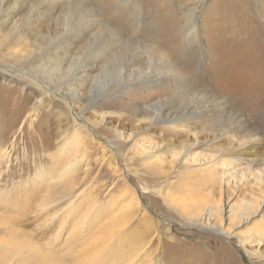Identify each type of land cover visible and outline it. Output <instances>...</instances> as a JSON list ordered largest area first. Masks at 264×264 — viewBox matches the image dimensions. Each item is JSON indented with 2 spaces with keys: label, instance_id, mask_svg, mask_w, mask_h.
<instances>
[{
  "label": "rangeland",
  "instance_id": "374dc122",
  "mask_svg": "<svg viewBox=\"0 0 264 264\" xmlns=\"http://www.w3.org/2000/svg\"><path fill=\"white\" fill-rule=\"evenodd\" d=\"M16 3L0 29V264L32 253L38 256L32 264H58V254L81 241L77 233L65 240L70 224L58 240L53 226L44 228L49 215L33 224L39 199L52 187L83 191L80 212L94 213L105 203L121 206L113 199L127 185L140 202L123 230L139 229L147 218L150 251L160 264H222L226 250L236 264H264V0H8L0 9ZM191 9L195 39L184 29ZM17 26L24 39L7 38ZM150 55L165 59L166 76L144 85ZM21 103L23 115L7 131ZM192 106L204 109L189 120L195 131L205 130L200 136L228 131L215 149L185 154L182 142L194 140L188 119L176 122L178 132L166 123ZM252 137L261 139L249 144L252 158L262 162L249 169L246 160L223 158L233 143ZM165 141H174L176 152L148 159ZM251 200L248 219H226V206ZM26 203L32 207L21 212ZM211 206L219 228L191 214ZM250 236L261 241L260 255L244 238Z\"/></svg>",
  "mask_w": 264,
  "mask_h": 264
},
{
  "label": "bare ground",
  "instance_id": "6f19581e",
  "mask_svg": "<svg viewBox=\"0 0 264 264\" xmlns=\"http://www.w3.org/2000/svg\"><path fill=\"white\" fill-rule=\"evenodd\" d=\"M7 1L8 0H0V2H1L0 6L3 7V4ZM19 6L20 5H18L16 3V6L11 8L10 10L7 9V10L3 11L2 10L3 8L0 9V11H3V12H1L2 15L0 13V15H1L0 16L1 17V19H0L1 20V23H0L1 31L4 30L6 27H8V25L10 23V18L14 15L15 11L17 10V8H19ZM43 12L39 13L38 16L42 15ZM195 18L196 17H195L194 9H191L187 14V25L184 26V29L188 33V37L193 36L194 39H195V36L198 34V30H197L198 26H197V23L195 21ZM173 21H176V20H173ZM167 23H169V22H167ZM27 25H29V24H27ZM230 28H232V27H230ZM24 35H25V33H23V31L21 29H18V26H17V27H13L10 34L7 35V38H9L10 36H13V37H16V39L21 40V39H24V37H25ZM224 36H226V35H224ZM144 45H147V44H144ZM156 48L160 49L159 52L162 56L163 54H162L161 47H156ZM23 49H26V47H24ZM226 49H227V47H226ZM54 52L57 53L58 50L56 49ZM235 52H237V51H235ZM147 59H148V63H150L151 65L149 64L150 66L148 67L150 70L148 69V70L143 72L142 84L153 85V83L159 82V81L162 83L165 80V79H163V76H166L165 70H164V68L166 67V63L164 61L165 59L160 57L155 61V59L151 55ZM94 61L96 62L97 58ZM157 62H159V63L157 64V66H155V63H157ZM91 65L92 64L90 63V66ZM87 68H89V65L84 66L82 68V70L87 69ZM81 73L82 72H79V74H78L79 80L84 79V75H80ZM121 76H123V74H121ZM41 84L44 85L43 83H41ZM45 88L47 90H49L48 86H45ZM127 89H130V86H128ZM114 97H117V95H115ZM24 107H25V105H22V103H21V105L17 109L19 111L18 112H16V110L14 111V112H16V114L14 115V113H13L12 119L10 121H8L7 131H10V130L15 128L18 121L21 119V116L23 115L22 109ZM37 107H38V105L35 104L32 108L34 110H36ZM164 108H165V106L162 104L160 109H158V111H157L158 117H163ZM184 110H186L185 114H183L184 118H182V116L180 117L179 115L172 117V118L169 117L166 120V123H171L168 125L170 127V129H172V131L174 130L175 132H178L181 129H180V125L176 122L179 121V119L180 120L188 119V122H185V124L189 127H185V130H188V132L190 131L194 134V140L192 142L191 140L187 139V140H184L182 142V147H183V151L185 152V154H188L191 150L195 149L197 146H203L204 149H211V147H213V149H215V144H217V142H219L222 139V136L224 134L226 136L228 131H226V133H224V134H218V133L216 134L215 130H214L211 132L212 137H210L209 133H208V135H205V138H203L200 135L204 134L205 130H203V131L201 130V132L195 131L193 128H191V127H194V123H192V121H189V120L192 118H197V117L204 115V112H203L204 109H203V111H199L198 107L192 106L191 108L187 107ZM207 113H205V114H207ZM151 121H153V118H150V120H149V122H150L149 126L151 124V127H152L154 124ZM100 122L105 123V116L101 117ZM233 122L234 121H232V123L229 125V130L235 129ZM202 128H204V127H202ZM5 137H7V136H5ZM260 140H261L260 137H252L246 143L242 142L241 144H238V145L233 143L231 145L229 151L225 152L223 154V158H229V159L233 158L234 160H239V161L246 160L248 163L247 165H248L249 169H251L252 166H254L256 163H260V161L262 162V160L259 161V160L252 158V150H251L249 144L258 145V142L260 143ZM124 143L128 144L127 141H125ZM176 146L177 145L174 141H169V142L165 141L163 144L162 150H160L159 152L147 153L146 154L147 158L152 159V160H156V162L161 161V157L164 156L166 152L171 151L172 153H175L176 152ZM34 149H36V148H34ZM128 154H129V152H128ZM219 155H221V157H222V154H219ZM215 158H217V157H215ZM41 176H44V175L42 174ZM81 195H84L83 191L77 193V191L72 189V187L71 188L66 187L63 190H58V189H56V187H52V189L49 190V192L45 195V197L40 198L39 202L37 203V207H42V210H40L39 212H36V215L32 214L33 216H31L32 219L34 216L35 217L37 216L34 219L33 224L39 226V225H41V224H39V221L41 219H43L44 216L49 215L50 221L48 224H46V222H48L49 216L45 217L46 222H45V220H43L45 222V223L43 222L45 224L44 228L53 226L54 227V229H52V231L54 232L53 234L58 233V235H57L58 240L60 239L61 236H63V232H64L63 230L65 229L66 224H70L72 229L69 230V232L67 230L66 233H68V235L65 238V240H67L69 235L71 236V233H77L78 234L77 236L81 237V241H79V243L76 246H74L72 248H68L64 252L58 254V264H160V262H159L160 259L159 258L155 259V257H154L153 253H155V250H153L152 252L150 251V245H149V241L147 240V237L149 234H151L152 223L150 224L147 218L144 219V224L141 228H139V229L133 228V230L130 233L125 232L126 230H123V226L131 218L130 217L131 213H133L136 210V207L134 205H139V202H140V200L136 196V193L134 192L133 188L130 187V185L126 186V189L121 194V196H118L117 199L116 198L113 199V201L114 200L122 201L121 206L120 205H117V207L114 206L115 201L111 204L105 203L103 205L96 206V211L94 213H90V211H89V213H88V211L87 212H84V211L80 212V211H82L83 204H85L84 201L86 200ZM128 197H130L131 200H128ZM31 200H32V198H31ZM255 202L256 201L251 200L242 206H236V207L229 206V208H228V206H226V208H225V215L227 214L226 219L229 220V218H233V217L240 216V215H242L244 219H248L249 215L252 214L253 206H254ZM111 205H113L114 207H112ZM28 206L32 207L30 205V203H26V204H22L18 208L21 210V212H24V210L28 209ZM43 207H46V209ZM114 209H115V211H114ZM35 211H36V209H35ZM33 213H34V211H33ZM191 214H192V216L196 222H200L201 224H203L204 219H205L206 223L212 225L214 228H219L215 222V220H216V209L214 208V206L208 207L206 209V212H205V209L202 207L198 210L193 211ZM86 215H87V217H86ZM236 225L237 224H231L230 227H232V228L238 227L241 224H238L237 226ZM220 229H222V228H220ZM83 230H88L89 231L88 234L83 236L81 233V232H83ZM20 232H21V228H20ZM228 235L229 234H227V236ZM244 238H246L248 241L252 242L251 245L253 246V250H252L253 253L255 255H260L261 254L260 253L261 241L256 242L252 236L244 237ZM14 239H17V237ZM254 242H256V243H254ZM41 246H42V244H41ZM38 247L41 248L40 245ZM65 247H67V246H65ZM244 250L247 253L249 252L247 247H245V246H244ZM228 251L229 250H226L223 254H221L219 256L220 262H222V264H226V263L227 264H234V263L236 264V262H235L236 259L234 258L233 254L231 252H228ZM39 253H41V252H39ZM111 256H114V257L111 258ZM16 257H17V255H16ZM37 260H38V256L36 254L32 253V255H30L28 258L23 259V261H18L16 264H26L27 262H28L27 264H32V263H34V261L36 262ZM2 264H8V262L5 261ZM237 264H240V263H237Z\"/></svg>",
  "mask_w": 264,
  "mask_h": 264
}]
</instances>
